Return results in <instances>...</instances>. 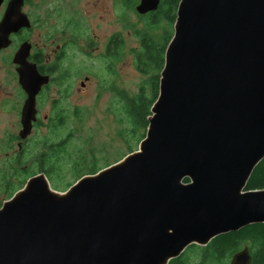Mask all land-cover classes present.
I'll list each match as a JSON object with an SVG mask.
<instances>
[{"label": "water", "instance_id": "95a60500", "mask_svg": "<svg viewBox=\"0 0 264 264\" xmlns=\"http://www.w3.org/2000/svg\"><path fill=\"white\" fill-rule=\"evenodd\" d=\"M21 4L8 0L0 49L28 26ZM28 53L23 42L12 58L26 94L21 140L47 82ZM147 120L136 150L64 192L41 172L3 201L0 264H167L192 243L264 223V188H245L264 157V0H179ZM227 264H251L248 247Z\"/></svg>", "mask_w": 264, "mask_h": 264}, {"label": "rangeland", "instance_id": "374dc122", "mask_svg": "<svg viewBox=\"0 0 264 264\" xmlns=\"http://www.w3.org/2000/svg\"><path fill=\"white\" fill-rule=\"evenodd\" d=\"M138 2L37 0L34 13L40 16L36 31L41 38L50 22L66 19L74 20L83 37L74 46L68 44L63 63L69 73L67 92L60 99L49 86L40 95L39 121L22 140L18 131L24 97L10 63L12 49L0 53V205L34 174L44 173L50 188L61 193L81 176L137 149L144 135L139 137L140 130L133 127L122 98L140 91L152 97L154 84L148 78L155 71L151 66L147 72L141 69L136 57L142 38L159 37L164 26L160 21L149 28L146 13L135 10ZM112 34L121 38V45L109 58L111 48L103 55V45ZM81 80L85 86L78 90Z\"/></svg>", "mask_w": 264, "mask_h": 264}, {"label": "trees", "instance_id": "16d2710c", "mask_svg": "<svg viewBox=\"0 0 264 264\" xmlns=\"http://www.w3.org/2000/svg\"><path fill=\"white\" fill-rule=\"evenodd\" d=\"M179 0H158L157 8L146 13V25L156 27L160 21L164 22L163 31L159 37L150 39L143 37L137 53L136 63L144 71L153 67L155 73L148 78L153 82L152 97L148 98L140 91L130 98H122L124 110L130 117L135 129L140 130L139 137L150 115V107L158 90V71L164 62V52L171 37V28L175 20V12ZM156 29V28H155ZM115 57L116 50L121 45V38L114 35ZM151 84V83H150ZM152 84V85H153ZM133 131V130H132ZM135 133V132H133ZM133 151V150H132ZM96 171H93L94 173ZM188 179L184 178V182ZM246 189L264 188V157L255 165L245 185ZM246 245L251 254V264H264V223H251L235 231L219 234L210 239L205 245L192 243L180 255L171 258L167 264H227L231 255Z\"/></svg>", "mask_w": 264, "mask_h": 264}, {"label": "flooded vegetation", "instance_id": "af4514ba", "mask_svg": "<svg viewBox=\"0 0 264 264\" xmlns=\"http://www.w3.org/2000/svg\"><path fill=\"white\" fill-rule=\"evenodd\" d=\"M37 0H22L21 4V12L25 14L28 20V26H22L18 28L15 32L9 34L10 43L0 49V53L4 52L8 48L12 49L10 63L13 66V72L16 78V83L22 91L23 100L26 97L24 90L21 88L18 82V75L16 72V64L13 63L12 58L14 52L17 50L19 45L23 42H27L29 44V53L27 56V60L35 65L36 71L41 76L47 77V82L41 85L37 94L35 95V103H36V115L35 120L32 122V127L37 124L39 121V110L37 108L38 98L44 91L48 89L49 86H54L55 92H58V95L63 96L68 90V67L63 63L66 62L68 57V44L71 43L72 46L76 45V43L82 39V34L78 30L77 25L75 24L73 19L64 20L62 23H52L50 22L48 28H46L44 37L41 38V35L36 31V25L40 24V16L36 17L34 13L35 5ZM8 0H1L0 2V21L3 18L5 9L7 7ZM38 20V22H37ZM77 23V21H76ZM39 36L38 41H32L34 37ZM114 34L110 35L104 42L103 45V55H105V51L111 48V55L109 58H113L115 52L114 46ZM88 45V44H87ZM93 49V48H91ZM109 51V50H108ZM109 54V53H108ZM84 80H87V77H84ZM84 82L80 81V88L77 87L78 90L84 88ZM56 102V101H55ZM23 104V103H22ZM46 118V116H44ZM21 126V125H20ZM31 131V130H30ZM19 132V131H18Z\"/></svg>", "mask_w": 264, "mask_h": 264}]
</instances>
